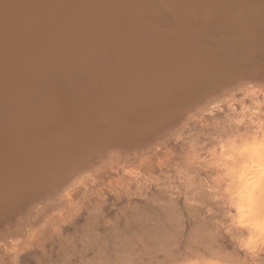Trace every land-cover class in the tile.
I'll use <instances>...</instances> for the list:
<instances>
[{
	"label": "rangeland",
	"instance_id": "1",
	"mask_svg": "<svg viewBox=\"0 0 264 264\" xmlns=\"http://www.w3.org/2000/svg\"><path fill=\"white\" fill-rule=\"evenodd\" d=\"M3 1L4 0H0V4ZM30 1L35 2L36 4L34 5V9H32L33 11L31 13L25 8H20V6L17 5L16 7L10 6L3 9H1L2 4L0 5V13H2L0 14L2 15L0 17L3 18V21L7 20L8 22V31L4 34L2 33L3 35L0 37V51H2V55H4L2 57H5L0 60V70H2V73L5 74L3 78H0V113L2 112L0 114L1 125L6 124V120H9L6 117L7 114H9L10 118L13 115L14 110L17 109V105L15 104L16 95L19 89L24 84L23 81H21L22 78H20L19 76L20 71L23 67L30 64V60H37L42 56L44 57V55L48 53V50H46L45 47L47 33H45L44 29H41L40 32H38L37 29H39L40 26L36 24L42 23L44 21L43 12H40V10H44V2L46 0H29L28 3H30ZM212 1L214 0H177V2L176 0H173L172 2L170 0H120L117 2L121 3L123 12L119 15L121 17H119L117 20L110 19L109 21V19L104 20L102 18H99L97 20V17L92 16V11L87 9V12H84V22H86L88 25L89 23L90 25L94 24L92 30L87 31L81 29L78 30V28L81 27L80 24L83 22L76 23L71 21L72 15L76 12L67 9L62 10V12L60 11L61 13L59 11H55L56 13L53 17L55 19H58L60 23L64 24L60 27L69 29L66 30V32L71 31V38L73 37L75 41H78L80 39L82 40L80 41L82 42L79 46L80 50L77 49V53H82L85 57L82 58L84 60L80 59V55L73 57L75 58V61L78 59V67L76 68L75 65H73L71 62H68L67 67L70 68L71 66L70 71L62 67L64 65L61 64V66L57 67L54 72L51 71L52 75H54L53 77L48 76L52 79V81L50 80V85H43V91L37 90L40 93L31 94L30 97L28 96L27 100L28 102H30V104H33L32 102L34 101H38L40 103L43 102V104H45V106L47 107L48 102L44 97L40 99L41 95L45 91L46 94L50 91L51 93H56L52 95L54 96V98L51 97V102H57L59 100L64 101L63 107L65 108V110L61 111V114L56 113V110V115L51 117H54V120L56 122L58 121L57 125L63 123V120L66 121V124H62V127L57 128V126H54L49 129L51 130V132H47L45 130V127H39V129L37 130L38 132L36 131V133L42 138V140L40 138L38 142H41V144H46L44 145L45 149L42 148L41 150L39 146V150H37L38 146L36 145V142L35 144H31L29 151H27L28 153H30V158H33L31 153L36 155L37 157H42L46 153L51 152V150H48L47 145L56 144L60 146L62 150L70 149V152L73 153L74 150L76 151V147L78 148L81 145L78 148L79 150L80 148H82V143H84V151L82 150L81 153L77 154V156H83L85 154L87 156L92 152V149H98L99 147V150H103V146H101L102 149H100V145L106 144V142L107 144L104 145V147H108V144L112 141L114 143L115 141H118L117 139H115V137L119 139L120 137L125 136V134L126 136L130 137L149 136L151 134H154V131H157L160 125L168 123L174 116H181V113L186 109H189L191 105L195 104L200 99L205 98L206 96H204V94H200L204 89H206V91H211L213 88H216L215 82L208 80V77L210 75L209 71H204L203 83L201 82L202 85L196 87L199 88L196 89V94H191L190 92H188L189 90L186 91V89L181 88H177L174 93V90L171 89L169 98L168 96H164L162 98L164 101H160L159 105H149L146 107L142 104L141 101L143 100V97H148V95H150V93L153 91L151 88H149L150 83H148V79L154 74L149 75V70L143 77L139 78L140 81L138 80L136 86L133 88V91L138 92L137 94H133V99L132 97L127 98L128 101H122L120 106L113 107L114 105H112L113 99L117 95L119 96L123 94L125 89L130 85L128 82L120 80V78L116 75V71L123 69L122 66H117L118 63L116 62V60L120 59L118 58L116 53L120 51L124 52L126 45L129 44V40H133L134 37H136L135 35H137L138 38H143V35H147L142 24H150V26L154 28V30L157 29V24L160 29L161 26L167 25L165 23L167 22V19L169 21L174 20L175 17H172L169 13H176L182 10L184 11V8H189L190 6L188 5H190V3H193L191 4L192 8L190 7V9H192L193 11L191 14L192 17H190L191 22L194 19V25H192V29L193 33L198 30L200 34L205 30L203 24L204 16L201 15L203 7L205 6V2L210 5V2ZM89 2L92 3H89V6L91 8L94 1L90 0ZM256 2H258V0H256ZM171 3H173V5H171ZM196 4L197 7L200 8H196ZM164 5L167 6V10L165 9V7H163ZM78 7L79 6H77L76 9H79ZM175 10L176 12H174ZM189 13H191L189 10L185 11L182 16L186 17L187 20L190 16ZM213 13H215L214 10ZM194 14H196V16ZM257 14H264V10H261ZM163 15L166 16L163 17ZM134 17L136 19V27L134 26L133 28L138 30L130 32L132 30V28L130 29L129 27L130 21L131 18ZM22 18L23 20L21 21ZM243 18H246L243 21L244 23L239 19V22H234L233 25L230 24L232 29H234L233 31H235V33H237L239 37L250 39L252 41L255 40V33L254 35H250V33L256 32L259 38L263 37L261 38L263 40L261 42V50L259 49L257 52H252L250 51L252 50L251 46H246L244 50L241 51L242 58L238 61L240 63H245V60H247V62H251L253 63V65L255 64L254 66H256L257 62H262L264 60V18L261 16H258V18L253 17L255 23V26L253 28H248V26H246L245 24L248 17L246 16ZM197 19L199 20V22ZM108 22H111V24L115 27V31L112 32V34L108 35L103 31L102 33L104 34V36H99L101 43H103V46L101 48L102 52H100L99 56L97 57L98 65H94L93 67L96 70H92L93 73L94 71H103L102 73L106 75L102 76V79L98 77L94 78V85H90L91 87H89L87 81L89 78H91L92 75L89 73L91 70L87 68V63L85 62H88L91 59L89 55L86 56V52L91 49V47L89 46H92L93 44V41H91V38H93L91 31L103 28L105 24H108ZM197 25L198 27L196 28ZM200 25H203L201 27L203 29H199ZM41 28H44V26H41ZM119 30L121 33H119ZM259 31L261 32V34H259ZM19 35L21 36V38H19ZM175 39L178 40L179 38L176 36ZM219 41L220 37L217 36L218 44ZM65 49L69 50V48ZM70 49L72 50L71 52H74L76 50V47H70ZM217 49L218 47L213 49L212 52L216 51ZM96 50H98L97 47L90 52ZM9 51H13V54L17 56L16 62L12 65H8L10 63V61L8 60L10 57H6V53H9ZM29 51L31 54L30 56H27L26 54H28ZM144 52H142L143 58H145L146 56ZM125 53L126 58L128 60H132L131 58L133 56L131 55L130 51H125ZM159 53L156 56L154 55L152 57V63H164L162 60H158V56H162ZM211 59V57H206L204 61H211ZM233 59L236 60L237 58ZM157 60L160 63L157 62ZM213 60L214 62H212L210 66L207 67V69L213 71L215 74L220 70L221 66L217 64L216 58H214ZM176 62H182V60H177ZM132 63L134 62L131 61L130 66H132ZM182 66L183 65H180V67ZM184 68L185 66H183L181 69L183 70ZM176 71L177 69L174 67L169 68L167 71V80L175 81V79L177 78L179 81L180 78L183 77L180 75H172ZM228 71V74H234L233 72H230V70ZM190 72L191 74L189 76H186L185 74L184 77H190L195 74V72ZM106 77L108 78L106 79ZM42 78H40V83L42 82ZM206 82L209 85L207 87H203ZM33 83L39 84L34 80H30V86L27 82L25 83L26 89L30 88L31 90V87H33ZM144 85L146 88L144 87ZM91 89L94 92H92ZM35 91L36 90H33V92ZM141 93H144V96ZM94 94L97 96L94 97ZM178 94H182L183 97V100H179L180 102L174 101V96H177ZM88 96H93V100L91 99V97L88 98ZM109 97L110 100L108 101ZM170 98H172L173 100H171ZM94 100L100 103L101 107L104 108L100 109L99 113L95 108H91L93 106L92 101ZM137 101H139L140 103ZM51 102L48 103L49 106L52 105ZM106 102L107 104L110 103V105H107ZM89 103L90 105H92L91 107ZM136 103H139L140 105H136ZM67 104H71L72 108L66 109V107L68 106ZM109 106L110 108H112L109 109L111 111L108 110ZM46 109L49 108H39L38 115L32 116V121L41 122L43 121L44 117H49L50 115H47ZM136 109L139 110V116H137L136 114ZM102 110H104L105 113L109 111L108 115L110 114V116L107 115V117L110 119V123L101 121L102 118L101 120H99V116ZM33 111L34 110H32V112ZM91 112H93L94 114ZM41 113L43 114L40 115ZM79 113H81L82 116ZM71 115L73 116V118L71 117ZM91 116H93L94 118H91ZM58 117L60 118L58 119ZM62 117L64 118L63 120H61ZM68 117L70 120L68 119ZM4 118H6V120ZM74 118L77 120L75 121ZM82 120L84 121V123H81ZM111 122L112 125L114 124L116 127L114 125L112 126ZM88 123H91L89 125L95 128L100 126L98 128V131L100 133H102L101 131H103V133L106 132L105 137H97L93 132H91L92 130H90V128L86 127ZM109 124L115 129L111 127L108 128ZM77 125H81V129L77 128ZM85 128L87 133L90 132L91 134L88 133L85 135ZM221 128H223L222 130L224 132L219 131V128L214 132L209 131L206 137L204 136L201 138V140L204 139L203 141H200L201 144L197 139H193V137H195L196 130L195 128L192 129L193 131L191 130V132L193 134L189 135L187 139H184L185 141L183 140L184 144L183 141H178L176 142L177 144L175 142L171 143L168 147L170 150H167L168 153L166 152L164 154L163 159H159L153 162L154 166H152V169L149 173L150 178L147 179L146 183L149 185L148 187L146 184L143 186V182L140 183V180H137V186L134 182L128 183L127 187L122 188L121 191L118 192V197H116L115 194L109 192L106 188H102V190L105 189V192H103L104 196L102 195L103 197L100 199L96 198L97 200L95 199V196L94 198L91 197L89 203L88 201H85V204H82L84 208L81 205L78 209V212L74 213V215L69 219V221L71 222L68 223V221H66L64 225H61V227H59L58 232L54 233L52 229L54 223H56L54 212L45 217H41L42 219L37 218L38 222L35 223L32 222V220L37 221V219L34 218V214L31 213L32 215H29L31 217L30 225L32 224L30 228L34 229V231L30 233V236L23 241L22 245H20V249L18 248L17 253L15 254L16 258L15 255L13 256V259L10 256L8 257V263L6 261L4 263H1L0 260V264H187L189 260L201 258H219L224 261V264H264V253L261 254L258 260L247 259L246 261H242L236 259L237 252L235 250V246L230 241L229 237L225 236L222 230H219L218 228L217 221L221 220L226 212L223 199H218L219 197H221V194L224 192V189L226 187L227 181L224 180L225 176L229 174V171L232 170L233 172V170L240 168L243 165L242 162L245 159L242 156L237 155V153H235L234 151H222L218 148L221 145H227L229 139H234L236 143L238 142L237 144L242 143L244 141V131L241 126H239L236 130H230L226 124H221L220 130ZM106 129H109V131H107ZM224 129L226 130V132ZM53 130L55 131L53 132ZM114 131L116 133H114ZM118 131L120 132L119 134ZM217 131L219 132V134L217 133ZM112 132L113 134H111ZM176 132L177 130L174 132V134ZM237 132L238 134L236 135ZM246 132H248V130ZM120 134L124 135L119 137L118 135ZM51 135H55L56 139ZM235 135L237 136L238 141H236ZM228 136H230V138ZM215 137L217 138L215 139ZM100 138H102V141L104 143L102 142L101 144ZM37 139L38 138H35L34 140ZM88 139L91 140L89 141ZM190 139H193L195 143H193V141L191 142ZM171 140L172 139L168 140V142H170ZM208 141H212V143ZM48 142L50 143L47 144ZM197 142L200 144L201 149H199L200 147ZM189 143H191V145ZM192 143L193 145H198L199 150H196L195 146L193 147ZM66 145H71V147H67ZM192 148H194L195 150ZM86 149L90 150L86 151ZM210 149H217L218 155L214 156L211 151L207 152ZM27 152L23 153L24 155L22 154V159L27 155ZM235 154L237 156H235ZM98 155L99 154L95 153L94 157ZM170 156H172V159ZM106 157L101 158L100 161L103 162ZM25 158L26 159L23 160V168H26L28 166L27 169H29L28 171H30V174H33L34 171L38 172H34V175L30 176V179L33 180H30V187L32 186V184L43 181L44 177L52 178V174L59 173V171L61 169H64V166L69 165V163H73L82 159L76 158L74 160V158H65L57 160V158H53V155H50L49 157H45L43 160L41 159L42 161H40L38 165L36 163V168L34 166L35 161H33L32 164L31 159H29L28 157ZM242 159L243 161L241 162ZM26 161H28V163ZM101 162L96 164L94 167L98 166ZM3 163V168H5L7 161L4 162L3 160ZM27 164H29L30 166ZM53 168L54 170L52 172ZM31 169L33 171H31ZM25 171L27 172V170ZM47 173L49 174V176H47ZM37 174H39L38 177L36 176ZM181 174L183 177L181 176ZM214 175H218L219 177L215 178L216 176ZM212 177L214 179H212ZM38 178L41 179L39 180ZM151 180L152 182H150ZM191 182H193L192 185ZM207 182L213 185V190L216 195L214 196V198L213 196H211L210 200V197L207 199V195L205 194L206 192H204V184ZM26 184L28 185V183ZM140 184L142 185L140 186ZM13 187H9L7 190L2 192L5 196L0 194L2 203H7V197L10 196L9 192L13 190L11 189ZM16 187V190L14 189V191L10 193H16L19 189L20 191L17 192L16 195H21L23 189L27 190L24 185L23 187L22 185H17ZM219 189H221L222 191ZM125 192L126 194H124ZM110 193L112 195H110ZM51 203H54V200L47 204ZM86 205H88L87 208L85 207ZM97 206L98 208H96ZM146 213L148 214L146 215ZM29 216L28 219H30ZM46 221L48 224H45ZM239 255L242 256L243 254Z\"/></svg>",
	"mask_w": 264,
	"mask_h": 264
},
{
	"label": "bare ground",
	"instance_id": "2",
	"mask_svg": "<svg viewBox=\"0 0 264 264\" xmlns=\"http://www.w3.org/2000/svg\"><path fill=\"white\" fill-rule=\"evenodd\" d=\"M28 1L29 0H4L3 2H1L2 5L1 4L0 5H1V9L5 7H10V6L16 7L17 5V6H20V8H25L27 11H30L31 13L33 11L32 9H34V5L36 4L35 2H32V1L28 3ZM89 1L90 0H46L44 2V10H40V12L41 11L43 12L44 21L42 23H36V24L40 26V28L37 29L38 32H40L41 29H44L45 33H47L46 40H45V45H46L45 47H46V50H48V53H46L44 57L42 56L38 58L37 60H33V59L30 60V64L22 68V70L19 73V76L20 78H22L21 81H23L24 84L19 89L16 95L15 104L17 105V109L14 110L13 115L10 118H9V114H7L6 117L9 120H6V118H4L6 120V124L4 125L0 124V194L3 195L2 193L3 191L13 186L14 187L11 188L13 190H11L10 192L14 191L17 185H22V187L24 185L25 188H27V190L26 189L22 190L23 192L21 193V195L20 194L16 195V193L20 191L19 189L17 190V192L15 191L16 193L9 192L10 196L7 197V203H2L1 198H0V260H1V263H4L5 261L8 263V259H9L8 257L10 256L13 259V256L17 253L18 248L20 249V245H22L23 241L30 236V233L34 231V229L30 228V226L32 225V224L30 225V221H31L30 216L32 214H34V218L40 219L41 217L43 216L45 217L51 214L52 212H54L56 223H54L52 229L54 233L58 232L59 227H61V225H64L66 221H68V223L71 222L69 221V219L74 215V213L78 212V209L80 208L82 204L83 205L85 204L84 203L85 201H88L89 203V201L91 200V197L94 198V196H95V199L102 198L104 196L103 192H105L104 191L105 189L102 190V188H106L109 192H111L112 194H115L116 197H118L117 196L118 192H120L122 188L127 187L128 183H132V182L136 183L137 180H140V183L143 182V186H144L147 183V179L150 178L149 173L152 169V166H154L153 162L159 159L161 160L163 159V156L169 149L168 147L170 146L171 143L183 141L184 139H187L189 135H192L193 134L191 132L192 129L195 128L196 130L195 131L196 134H195V137H193V139L195 140L197 139L198 142L200 143V141L204 140V139L201 140V138L204 136L206 137L209 131L214 132L215 130L219 128V131L224 132L222 130L224 127L221 128L220 130L221 124H226L230 130H236L238 129L239 126H241V128L244 131L243 132L244 139L243 138L242 139L245 141L250 136L254 135L257 128L260 126L261 122H264V70L255 71L258 67H260V65H264V60L262 62L259 61L260 63L257 62L256 66H254L255 64L253 65V63L251 62H247V60H245L246 64L240 63L238 61L239 59L242 58L241 51H243L246 46H251L252 50L250 51L252 52L253 51L257 52L259 49L261 50V47H262L261 42L263 40L261 38L263 37L259 38L256 32H252V33H255V40L252 41L250 39L241 38L237 35V33H235V31H233L234 29H232V27L230 26V24L233 25L234 22H239V19L242 22L246 19L243 17L236 18L235 6L239 4H243V3H249V2L255 3L256 0H214L210 2V5L207 2H205V6L203 7V11L201 14L202 16H204L203 24H204L205 30L203 31V33H200V34L198 30H197L198 32L195 31L193 33L192 25H194L193 24L194 19L192 22L190 20V17H192L191 14L193 12L192 9H190V7H191V4L193 3H190V5H188L190 7L184 8V11L182 10V11L176 12L175 10L174 12L176 13H169L172 17H175L174 20L169 21L167 19V22H165L167 25L161 26L160 29L157 24H156L157 26L156 30H154V28H152L150 24H142V26H144L145 28L144 31L147 34V35L142 36L143 38L144 37L145 38L144 39L141 37L138 38L137 35H135L136 37H134V39L131 41L129 40L128 42L129 44H127L125 48V51H130L131 55L133 56L132 58L130 57L132 60H128L126 58L125 51L124 52L120 51L116 53L118 58L120 59V60H116V62L118 63L117 66L120 65L123 67V69L116 71V75L117 77L120 78V80H123L124 82H128L131 86L129 85V87L125 89L123 94L119 96L117 95L113 99L112 105H114L113 107L120 106L122 101L123 102L125 100L128 101L127 98L132 97L133 99V96H134L133 94L138 93V92L133 91V88L136 86L139 78L143 77L149 70H150L149 75L154 74L153 76H150V78L148 79V83H150L149 88H151L153 91L150 93V95H148V97H143V100L141 101L142 104L145 105L146 107L149 105H159L160 101H164L162 99L164 96H168L169 98V93L171 89L174 90V93L177 88L179 89L181 88V89H186V91L189 90L188 92H190L191 94L193 93L196 94L197 93L196 89H199L196 87H199L203 83L204 71H209L210 75L208 77V80L215 82L216 88H213L211 91L209 90L206 91V89H204L200 94H204V96H206L205 98L200 99L198 102L191 105L189 109H186L184 112L181 113V116L180 115L174 116L168 123H164L160 125L158 127V130L154 131L155 133L149 136L130 137V136H126L124 132L125 136H122L124 134L118 135L119 137L120 136L122 137H120L119 139L115 137V139H117L118 141H115V143L113 141L110 142L108 144L109 146L107 145L108 147L105 146L106 148L104 147V145H106L107 142L106 144H102L103 141H102V138H100L101 144H102L100 145V149H102L101 146H103L104 149L99 150V147L98 149H94V150L92 149L91 150L92 152L89 153L87 156L86 154L83 156H77V154L81 153V151L83 150L84 143H82V148H80L79 150L78 148L81 145L80 146L78 145L79 147L78 148L76 147V151L74 150L73 153L70 152V149L67 150L63 148L65 150H62V148L56 144L47 145L48 150L49 151L51 150L52 153L48 152L42 157L41 156L37 157L36 155L31 153V155L33 156V158L31 159L30 153L27 152L29 151L31 144H35L36 142V145L38 146L37 150H39V146L41 150L42 148L45 149L44 145L46 144H43V143L41 144V142L40 143L38 142L39 139L41 138L36 133L39 127H45V130L47 132H51V130L49 129H51L54 126L55 127L57 126V128L62 127V124H66V121L63 120L64 118L62 117L61 120H63V123H60V125L59 124L57 125L58 121L56 122L54 120V117H51V116L56 115L55 114L56 110H57L56 113H59V114H61V111L65 110V108L63 107L64 101L59 100L57 102H53V101L51 102V99L54 98V96L52 95L56 93L54 92L51 93L50 91L49 93L46 94V91H45L41 95L40 99L44 97L46 98V101L48 103L51 102L52 105L49 106V104L47 103V107L45 106V104H43V102L40 103L38 101H34L32 102L33 104H30V102H28L27 100L28 96L30 97L31 94L40 93L37 90L43 91V88H42L43 85H50L51 84L50 80L52 81V79L49 78L48 76L53 77L54 75H52L51 71L54 72V70L57 67L61 66V64L64 65L62 67L70 71L71 66L70 68L67 67L68 62L69 63L71 62L73 65L76 66V68L78 67L77 65L78 59L75 61V58L73 57L80 55L81 60H84L82 58L85 57L84 54L77 53V49L80 50L79 46L81 45L82 42L80 41L82 40L80 39L78 41H75L73 37L71 38L72 36L71 31L66 32V30H69V29H64V27H60L64 24L60 23L58 19H55L53 17L54 14L58 11L62 12V10L64 9L76 12L75 14L72 15L71 21L76 22V23L83 22L80 24L81 27L78 28V30L81 29V30L87 31V30H92L94 26V24L90 25L89 23L88 25L86 22H84L85 21L84 12H87V9L92 11V14H93L92 16L97 17L96 18L97 20L99 18H102L104 20L109 19V21L110 19L117 20L119 17H121L119 15L122 14L123 12V7L121 3L117 2L120 0H117V1L91 0V1H94L93 6L91 8L89 6V3H90ZM170 1L172 2L173 0H170ZM12 2L16 4H13ZM171 5H173V3H171ZM77 6H79L78 7L79 9H76ZM195 6L196 8H200V7H197V4ZM212 8L215 13H213L210 19H205V17L208 15L209 10ZM188 10L191 13H189L190 16L186 20V17H183L182 14ZM194 15L196 16V14ZM165 16L163 15V17ZM258 16H261L264 18V14H253V15L247 16L248 19L245 23L246 26H248V28H253L255 26L254 18L256 17L258 18ZM22 20L23 18L21 19V21ZM135 20H136L135 17L131 18L129 27L130 29L132 28V30L130 32L138 30V29L133 28L136 24ZM111 22H108V24H105L104 27L101 29H95L91 31L93 35V38H91V41H93V44L92 46H89L91 47V49L88 52H86V56L89 55L91 59L88 62H85L87 63L86 64L87 68L91 70L89 73L92 75L91 78H89L87 81V84L89 85V87L94 85L93 83L95 82L94 78H97V77L101 78L102 76L106 75L102 73L103 71L102 72L94 71L93 73L92 70L95 69L93 68L94 65L95 66L98 65L97 57L99 56L100 52H102L101 48L103 46L102 45L103 43H101L99 36L100 35L104 36V34L102 33L103 31L107 35L112 34V32L115 31V27L111 24ZM41 26H44V28H41ZM202 26L200 25L199 29H203L201 28ZM197 27L198 25L196 26V28ZM7 31H8V22L7 20L3 21V18L0 17V37ZM119 33H121L120 30H119ZM259 34H261L260 31H259ZM176 36L179 38L178 40L175 39ZM217 36L220 37L219 44L217 43ZM19 38H21L20 35H19ZM93 46L94 48L97 47L98 50L90 52L91 50L94 49ZM70 47H76V50L74 52H71L72 50L70 49ZM217 47L218 49L212 52L213 49ZM65 48H69V50ZM142 52L146 54L145 58H143ZM158 53L162 55V56H158V60H162L164 62L163 64H155V62L152 63V57L154 55L156 56ZM30 54L31 53L29 51L28 54L26 55L30 56ZM6 55H7L6 56L7 58L10 57L8 59L10 61L8 65H12L13 63L16 62L17 56L13 54V51H9V53H6ZM2 56L4 55H2V51H0V60L5 58ZM206 57H211L212 58L211 61L210 60L204 61ZM214 58L217 59V64L221 66L220 70L217 71L215 74L213 71H210L207 69V67L210 66L212 62H214L213 60ZM233 58H237V59L235 60ZM158 60L157 62H159ZM177 60L178 61L182 60V62H176ZM131 61L134 62L132 63V66H130ZM180 65L185 66V68L182 70L181 68L183 66L180 67ZM171 67H174L177 69V71L174 72L172 75L183 76L182 78H180L179 81L177 78L175 79V81L167 80L168 79L167 71ZM228 70H230V72H233L234 74L233 75L228 74L229 73ZM190 71L195 72V74H193L190 77H184L185 74L186 76H189L191 74ZM97 73H98V76H97ZM4 76L5 74H3L2 70H0V78H3ZM40 78H42L41 83H40ZM107 78L108 77H106V79ZM30 80H34L39 83V84L33 83V87H31L32 91L30 90V88L26 89V84H25L26 82L29 84ZM208 85L209 84L206 82L203 87H207ZM33 90H36V91L33 92ZM141 94H143L144 96V93H141ZM95 96L97 95L94 94V97ZM177 96H174V101L183 100L182 94H178ZM89 97H91V99L93 98V96H88V98ZM170 99L173 100L172 98ZM109 100H110V97L108 101ZM56 103H57V106H56ZM139 103H136V105H140ZM67 105L68 106L66 107V109L72 108L71 104L70 105L67 104ZM92 105H90V107L92 106L91 107L92 109L95 108L96 110H98L97 111L98 113L100 112L99 111L100 109H104L101 107V104L98 103L96 100L92 101ZM107 105H110V103ZM20 106H21V109H20ZM50 107H54V108H50ZM39 108H43V109L49 108V109H46V113L47 115H50V116L47 118L42 117L43 121L41 122H34L32 121V116L38 115ZM109 109H112V108H110L109 106L108 110ZM32 110L34 111L32 112ZM138 111L139 110L136 109L137 116H139ZM108 112L105 113L104 110H102L99 116V120H101L102 118L101 121H106L110 123V119L107 117ZM42 114L43 113H41L40 115ZM79 114L81 115V113ZM108 116H110V114ZM71 117L73 118L72 115ZM92 117L93 116H91V118ZM59 118L60 117H58V119ZM76 120L77 119H75V121ZM239 120H242L243 123L236 124L235 122ZM1 122H2V118H1ZM30 123H34V124H30ZM81 123H84V121L82 120ZM89 124L91 123H88L86 127L90 128V130H92L91 132H93L97 137L98 136L105 137L106 132L103 133V131H101L102 133H100L98 131V128L100 126L95 128V127L90 126ZM109 125H108V128L111 127L112 122H111V125L110 126ZM77 128L81 129V125L80 126L77 125ZM111 128H114V127H111ZM106 130L109 131V129H106ZM176 130L177 132L174 134ZM247 130L248 132H246ZM54 131L55 130H53V132ZM84 131H85L84 132L85 135L90 133V132L87 133L86 128ZM120 132L118 131V134ZM114 133L116 132L114 131ZM217 133L219 134L218 131ZM111 134H113V132ZM237 134L238 132L236 133V135ZM53 137L55 138V135ZM228 137L230 138V136ZM35 138H38V139L34 140ZM211 138H212V134H211ZM216 138L217 137H215V139ZM231 138H234V137H231ZM91 139H88V140L90 141ZM170 139L172 140L168 142V140ZM193 139L192 140L190 139L191 142L193 141ZM184 141H183V144H184ZM236 141H238L237 136H236ZM208 142L212 143V141H208ZM49 143L50 142H48L47 144ZM193 143H195V141H193ZM52 144H53V141H52ZM189 144L191 145V143ZM200 144H199V147H200L199 149H201ZM66 146L71 147V145L69 146L66 145ZM194 146L197 150L198 145H193V147ZM218 148L219 150H221V146H219ZM88 150L90 149H86V151ZM211 150L212 149H210L207 152H210ZM25 152H27L26 153L27 155L25 157H28L29 159H31L32 162L31 161L30 162L32 164H33V161H35L34 162L35 167L38 165L40 161H42L45 157H49L50 155H53V158H57V160L71 158L72 156L74 160L76 158H82V159H80L79 161H75L73 163L71 162L69 163V165L64 166V169H61L59 173L52 174L51 175L52 178H47L43 176L44 177L43 181L37 182L36 184H32V186L30 187V180H32L30 179L31 178L30 176L34 175L35 171L33 172V174H30V171H28L29 169H27L28 166L26 168L25 167L23 168L24 166L23 160L26 158L24 157L22 159V154ZM95 153L99 155L101 153V156L98 155L94 157ZM217 155H214V156H217ZM237 155L235 154V156ZM103 157H106V159L103 162H101L100 158H103ZM170 157L172 159V156ZM3 160L4 162L7 161L5 168H3L4 167ZM61 161H66V160H61ZM242 161L243 159L241 160V162ZM26 162L28 163V161ZM99 162L101 163L98 166L94 167ZM243 162L242 164H244ZM25 170H27V172ZM53 170L54 168L52 169V172ZM31 171L33 170L31 169ZM35 173H38V172L36 171ZM229 173H232V170L229 171ZM39 174H37L36 176L38 177ZM47 176H49V174ZM217 177L219 176L217 175L215 178ZM38 179L40 180L41 178H38ZM212 179L214 178L212 177ZM150 182H152V180ZM26 183H28V185ZM192 183L193 182H191V185ZM207 183L204 184L205 185L204 192H206L205 194L207 195L206 196L207 199L210 197L209 198L210 200L211 196H213L214 198V196L216 195L213 190V185L211 183H208V184ZM135 185L137 186V183ZM141 185L142 184H140V186ZM146 185L147 187L149 186L148 184ZM128 190H129V187H128ZM111 193L110 195H112ZM124 194H126V192ZM53 200H54V203L47 204V203L52 202ZM85 207L87 208L88 205H86ZM96 208H98V206ZM92 212H93V209H92ZM147 214L148 213H146V215ZM28 216L30 217V219H28ZM38 219L37 221L32 220V222L34 223L38 222ZM45 224H48L47 221L45 222ZM15 258H16V255H15Z\"/></svg>",
	"mask_w": 264,
	"mask_h": 264
},
{
	"label": "clouds",
	"instance_id": "3",
	"mask_svg": "<svg viewBox=\"0 0 264 264\" xmlns=\"http://www.w3.org/2000/svg\"><path fill=\"white\" fill-rule=\"evenodd\" d=\"M163 7L167 10L166 5ZM261 10H264V0L243 3L235 6V16L246 17ZM212 15L213 10L210 9L205 19H210ZM261 70H264V66L255 71ZM235 123L241 124L243 121ZM221 150L234 151L245 159L242 167L225 176L226 187L218 199H223L226 212L217 221L218 228L235 246L236 259L258 260L264 253V122L254 135L242 143L237 144L234 139H229L227 145H221ZM211 151L213 155L218 154L216 149ZM187 264H224V261L201 258L189 260Z\"/></svg>",
	"mask_w": 264,
	"mask_h": 264
},
{
	"label": "water",
	"instance_id": "4",
	"mask_svg": "<svg viewBox=\"0 0 264 264\" xmlns=\"http://www.w3.org/2000/svg\"><path fill=\"white\" fill-rule=\"evenodd\" d=\"M99 156H101V154H100ZM98 159H99V158H98ZM98 159H97V160H98ZM100 159H101V158H100Z\"/></svg>",
	"mask_w": 264,
	"mask_h": 264
}]
</instances>
